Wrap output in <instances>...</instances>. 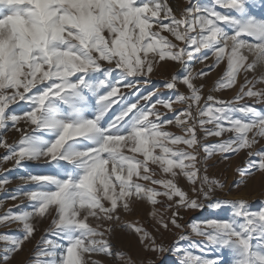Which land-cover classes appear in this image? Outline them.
<instances>
[{"label":"snow or ice","instance_id":"6c2138e0","mask_svg":"<svg viewBox=\"0 0 264 264\" xmlns=\"http://www.w3.org/2000/svg\"><path fill=\"white\" fill-rule=\"evenodd\" d=\"M169 65L179 70L165 96L148 86ZM255 105H264V0H187L179 13L169 0H0V161L45 166L7 197L28 203L0 215V228L15 226L0 231V264H138L115 248L117 231L178 264H264V206L228 199L264 174ZM242 152L234 185L209 177L210 161ZM10 182L0 178V191ZM205 208L214 215L189 225L199 245L183 246L187 235L157 243ZM145 210L146 223L124 219Z\"/></svg>","mask_w":264,"mask_h":264},{"label":"rangeland","instance_id":"374dc122","mask_svg":"<svg viewBox=\"0 0 264 264\" xmlns=\"http://www.w3.org/2000/svg\"><path fill=\"white\" fill-rule=\"evenodd\" d=\"M208 0H193V3H205ZM169 3L173 7L174 11L179 13L180 10L187 6V0H169ZM250 39V38H249ZM201 66L196 65L194 70H199ZM179 66H165L159 68L154 74L150 77L152 83L149 85V88H159L164 95H169L166 90L163 89V85L168 80V78L173 74V72L178 71ZM221 74V69H217V71L211 73L210 77L207 78V84L209 87L214 86L215 81ZM183 91V88H181ZM209 94L208 88H205L204 95L207 96ZM215 95H221L219 93H214ZM234 95L233 92L229 91L221 95V98L229 99ZM242 103H252L251 101H244ZM15 107V106H13ZM259 110L264 111V105H255ZM119 109V105L114 106L113 111H117ZM163 111V109H161ZM109 115H112L110 112ZM170 130L176 132L175 128L170 126ZM5 139L9 143H13L18 139V133L9 132ZM211 142V141H209ZM264 147V140H261L256 148L259 149ZM5 154L4 149H0V157ZM246 163V155L245 153H240L238 155L232 156L231 159L221 160L219 157H216L212 161H210V166L208 170V175L210 178L218 179L220 182L225 183L227 186L231 187L237 181L241 179L238 175L236 169L238 167H244ZM45 166L42 164L31 163L26 170H11L13 169L12 162L4 163L0 161V178L7 176L10 179V183L5 186V191H0V215L7 212L9 209L13 211H19L20 208H24L27 206V201L23 198L17 199L15 201L8 199L7 197L12 194L15 189L19 188H29L31 185H24L21 179L19 178L22 175H26L28 172L42 173L44 171ZM227 191V188L225 189ZM234 198H243L245 199L250 208L259 209L264 206V174L256 173L255 175L249 177L245 184H242L238 189H233V196L228 197V199ZM19 206V208L15 207ZM184 220L181 221L182 224L185 225L183 232H179L177 230H173L172 233H164L162 236L157 234V243L163 244L166 248L170 247L174 241L178 238L179 235H187L190 237V240L181 241L180 243L187 247L190 243H194L199 245L201 243V238L196 237L191 233V228L189 225L193 221H203L212 217L214 214L210 212L207 208H205L202 212H190L184 213ZM221 215H224L223 213ZM125 221L131 220H139L141 223H146V210L140 213H137L133 216L124 217ZM45 226H42V228ZM0 231L8 232L15 231V226L12 229L0 228ZM42 233H37V238ZM117 238L113 239V244L116 249L123 251L125 254H130L134 261L139 262L147 261L148 259L155 260V264H178L177 257L170 252H164L160 254L159 258H157V254L155 253H147L142 251L139 246L136 244L135 240L132 237L126 236L119 231L116 234ZM35 241L33 242V244ZM33 244H28L25 248V251L16 257L17 261H27L29 257V253L33 247ZM195 254L204 255L198 251L197 248L191 249ZM212 255L209 254V258ZM15 264V262H14ZM104 264H118L117 261L114 260H104Z\"/></svg>","mask_w":264,"mask_h":264}]
</instances>
